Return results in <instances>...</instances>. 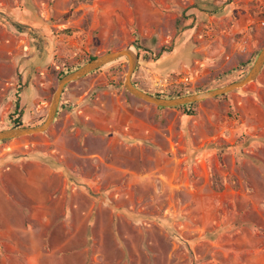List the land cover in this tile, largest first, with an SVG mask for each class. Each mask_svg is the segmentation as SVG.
<instances>
[{
  "label": "rangeland",
  "instance_id": "rangeland-1",
  "mask_svg": "<svg viewBox=\"0 0 264 264\" xmlns=\"http://www.w3.org/2000/svg\"><path fill=\"white\" fill-rule=\"evenodd\" d=\"M263 46L264 0H0V131L43 124L63 74L106 53L138 56L137 89L187 96L241 80ZM127 67L0 142V264H264V66L192 116L130 95Z\"/></svg>",
  "mask_w": 264,
  "mask_h": 264
},
{
  "label": "water",
  "instance_id": "water-1",
  "mask_svg": "<svg viewBox=\"0 0 264 264\" xmlns=\"http://www.w3.org/2000/svg\"><path fill=\"white\" fill-rule=\"evenodd\" d=\"M121 58H126L128 61L127 72L125 73V80H124V87L127 92L132 95L133 97L154 105L157 108H175L180 106H185L189 104H194L197 102H201L204 100L220 97L231 93L235 90H239L246 85L255 81L257 76L259 75L261 69L264 66V46L262 47L261 51L259 52L255 62L253 63L250 71L247 75L239 81L230 83L224 87L217 88L214 90L197 93V94H190L187 96H181L176 98H158L154 97L148 93H145L139 89H137L131 81V77L135 71L136 64L138 61V56L134 54L130 47L124 48L118 51L106 53L101 56H97L91 59L88 63L83 65L82 67L78 68L77 70L70 72L63 76L59 82L57 83L55 92L52 96V100L50 102L48 113L46 120L43 124L37 127H13L6 130L0 131V142L4 140H11L12 138H21L26 136H32L37 134L45 133L49 127L54 123L57 109L59 106V102L61 99V95L63 94L64 89L80 79L86 77L87 75L97 71L98 69L113 63Z\"/></svg>",
  "mask_w": 264,
  "mask_h": 264
},
{
  "label": "trees",
  "instance_id": "trees-1",
  "mask_svg": "<svg viewBox=\"0 0 264 264\" xmlns=\"http://www.w3.org/2000/svg\"><path fill=\"white\" fill-rule=\"evenodd\" d=\"M137 49H139V47H137ZM95 58V57H94ZM93 59V58H91ZM76 68H72V69H68L63 75H66L72 71H74ZM151 95V94H150ZM182 94H175V95H169V96H163L160 94H154L152 96L154 97H158V98H175V97H181ZM193 106L194 104H189V105H185V106H181V107H176V108H183L185 111V114L187 116H192L194 115V110H193ZM159 109H163V108H159ZM20 113H18V116L16 118H14L10 123L13 125V127H19L20 126ZM11 120V118H10Z\"/></svg>",
  "mask_w": 264,
  "mask_h": 264
}]
</instances>
